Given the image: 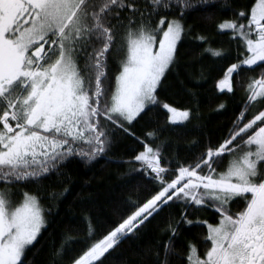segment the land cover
Wrapping results in <instances>:
<instances>
[{"label": "snow or ice", "instance_id": "1", "mask_svg": "<svg viewBox=\"0 0 264 264\" xmlns=\"http://www.w3.org/2000/svg\"><path fill=\"white\" fill-rule=\"evenodd\" d=\"M195 7L191 0H0V264H28L52 215L44 201L57 194L42 197L25 186L57 174L74 156L103 155L117 134L133 135L150 106L166 110L171 124L190 118V110L158 101L157 89L175 63L178 42L191 33L183 21ZM216 28L246 53L216 85L231 93L234 73L264 70V0ZM193 39L207 42L203 35ZM257 104L264 106V71L250 79L228 137L190 164L167 160L155 131H146L143 141L137 137L143 150L132 163L157 185L154 194L132 204L98 241L86 218V239L93 242L69 264H105L106 253L173 206L182 209L181 223L206 228L205 248L189 243L181 256L174 248L179 225L170 223L154 264H172L173 257L183 264H264V110L250 111ZM206 209L218 215L217 223L189 218ZM73 242L67 236L59 248L53 245V264H64L65 244Z\"/></svg>", "mask_w": 264, "mask_h": 264}, {"label": "trees", "instance_id": "2", "mask_svg": "<svg viewBox=\"0 0 264 264\" xmlns=\"http://www.w3.org/2000/svg\"><path fill=\"white\" fill-rule=\"evenodd\" d=\"M196 6L183 21L191 33L177 44L175 63L166 73L157 89V98L178 110H190L186 123L171 124L168 114L159 105L150 106L141 114L139 123L130 129L133 135L117 134L103 155L94 160L74 156L50 178L36 185H27L23 191L31 194L46 192L57 194L55 201L45 200L44 206L52 205V215L46 219L37 241L28 253V264H53L55 245L59 248L67 236L73 243L65 244L64 264L82 254L93 241L86 239L85 220L91 217L95 226V239L103 238L112 228L134 209L132 204H142L154 194L156 184L149 182V176L140 171L139 162L132 163L134 155L142 151L137 140L145 139L146 131L157 133L156 145L163 156L174 165H186L207 150L228 137L233 123L246 101L247 86L251 78H259L261 70H246L233 74L231 93H221L216 87L226 69L238 62V54L244 53L243 45L227 33L217 31L221 20L232 19L238 11H246L254 0H191ZM203 35L207 42L201 44L193 37ZM206 48L220 50L221 57H213ZM246 54V53H244ZM256 68V66H253ZM224 108L220 109L219 105ZM264 106L257 104L250 109L258 113ZM227 166L225 161L224 168ZM224 168L218 170H224ZM235 204V202H233ZM233 206L232 211H239ZM182 209L177 206L166 208L155 219L150 218L136 233L105 254V264H154L157 253L167 242L169 224L179 225L174 238V248L185 256L189 243L204 251L206 228L193 224L191 227L180 222ZM190 219L217 223L219 217L212 209L195 212ZM172 264H183L173 257Z\"/></svg>", "mask_w": 264, "mask_h": 264}, {"label": "rangeland", "instance_id": "3", "mask_svg": "<svg viewBox=\"0 0 264 264\" xmlns=\"http://www.w3.org/2000/svg\"><path fill=\"white\" fill-rule=\"evenodd\" d=\"M160 37H157V39H159ZM188 121V120H187ZM187 121H183V122H181V123H186ZM181 123H178V124H181Z\"/></svg>", "mask_w": 264, "mask_h": 264}]
</instances>
